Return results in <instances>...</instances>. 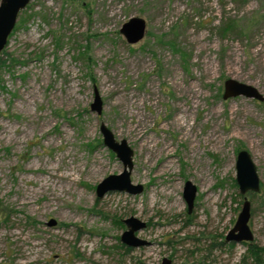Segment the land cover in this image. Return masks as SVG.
Wrapping results in <instances>:
<instances>
[{"label":"rangeland","instance_id":"obj_1","mask_svg":"<svg viewBox=\"0 0 264 264\" xmlns=\"http://www.w3.org/2000/svg\"><path fill=\"white\" fill-rule=\"evenodd\" d=\"M133 16L147 22L135 44L120 31ZM228 78L264 94V0H31L0 55V264H255L225 237L247 196L264 247V101L224 99ZM103 122L133 148L141 193L98 196L124 168ZM242 149L258 192H240ZM131 216L151 246L123 244Z\"/></svg>","mask_w":264,"mask_h":264},{"label":"water","instance_id":"obj_2","mask_svg":"<svg viewBox=\"0 0 264 264\" xmlns=\"http://www.w3.org/2000/svg\"><path fill=\"white\" fill-rule=\"evenodd\" d=\"M30 2L31 0H0V55L9 42V38L15 29L20 13ZM120 31L129 43L135 44L145 37L147 33V22L141 16H133L122 25ZM236 96H246L264 101V94L256 86L234 78L226 79L223 98L228 99ZM91 110L99 114L103 110V99L97 89H95V97L91 104ZM100 131L103 134L104 144L117 154L123 162L124 168L121 173L109 174L99 182L96 188L98 196L103 197L109 191H125L130 194L141 193L144 186L133 183L131 179L134 168L133 148L128 144L126 139L117 140L114 132L104 122L100 126ZM236 169V178L242 194H246L249 191H260V176L252 155L248 150L242 149L239 151ZM197 192V186L191 180L186 181L184 198L188 205V211H191L195 205ZM251 207V201L245 196L242 211L233 228L227 234L228 241L240 243L243 240H254V233L249 224ZM125 222L128 225V229L121 236L125 242L135 246L148 243L136 235L137 231L146 226L145 221L131 216L125 219ZM55 223L56 221L54 219H51L49 222L50 225ZM164 264H171V260L165 258Z\"/></svg>","mask_w":264,"mask_h":264},{"label":"flooded vegetation","instance_id":"obj_3","mask_svg":"<svg viewBox=\"0 0 264 264\" xmlns=\"http://www.w3.org/2000/svg\"><path fill=\"white\" fill-rule=\"evenodd\" d=\"M194 206H195V205H194ZM193 209H194V207L192 208L191 211H188V208H187V212H188V213H191V212L193 211ZM119 222H121V221H119ZM124 223L126 224L125 219H124ZM126 226H127V229H128V225H127V224H126ZM146 226H147V223H146ZM146 226H145V227H146ZM232 228H233V227H232ZM232 228H231V229H232ZM231 229H230V230H231ZM230 230H229V231H230ZM229 231H228V232H229ZM227 234H228V233H227ZM142 239H143V238H142ZM225 239H226L227 242H230V241L227 240V235H226ZM144 240H146L148 243L143 244V245L135 246V245H132V244H129V243L125 242V241L122 239V237H121V241L123 242V244H124V245H127L131 250H133V249H135V248H138V247H145V246H151V245H152V242H151V241H149V240H147V239H144ZM233 242H234V241H233ZM242 242H243V243H248V244L252 245L253 240H252V241H246V240H243ZM212 243H213V244L210 245L211 248H213V247L215 246V241H212ZM222 243H223V242H222ZM224 243H225V241H224ZM237 243H238V242H237ZM240 243H241V242H240ZM195 249L198 250L199 248L196 247ZM189 252H190V253H188V256H187V257H182V258H183V259H186V261H190V260H191L192 262H193V261H194V262H197L196 260H199L198 258H195V255H196L197 252H195L194 254H191V253L193 252V250H191V251L189 250ZM208 256H209V255H208ZM206 257H207V256H206ZM165 258L171 260V264H177V263H175V259H173V258H171V257H168V256H165V255H164V257L161 258V262H160L159 264H164V260H165ZM186 264H194V263H186Z\"/></svg>","mask_w":264,"mask_h":264},{"label":"trees","instance_id":"obj_4","mask_svg":"<svg viewBox=\"0 0 264 264\" xmlns=\"http://www.w3.org/2000/svg\"><path fill=\"white\" fill-rule=\"evenodd\" d=\"M232 24H227L226 27H231ZM251 257L255 260V264H264V247H260L256 244L250 247Z\"/></svg>","mask_w":264,"mask_h":264},{"label":"bare ground","instance_id":"obj_5","mask_svg":"<svg viewBox=\"0 0 264 264\" xmlns=\"http://www.w3.org/2000/svg\"><path fill=\"white\" fill-rule=\"evenodd\" d=\"M30 91H31V90H30ZM30 93H31V92H30ZM28 98H29V97H28ZM178 121H179V120H178ZM177 124H178V123H177ZM178 125H179V124H178ZM183 134H185V133H183ZM185 135H186V134H185ZM185 135H184V136H185ZM148 143H149V141H148ZM167 144H168V143H167ZM162 148H165V150H166L165 152H166V154H167V158H168V157L170 156V154H171V151H170L171 148H170L169 146H167V145H166V147H162ZM194 151H196V150H194ZM196 153H197V152H196ZM193 156H194V154H193ZM199 161H200V160H199ZM166 163H167V162H166ZM166 163L164 164V167L162 168V171H163V170H167V169L169 168L170 164H172V163H170L169 166H168ZM93 167H95V166H93ZM98 167H99V166H98ZM92 169H93V168H92ZM99 169H100V167H99ZM90 171H91V170H90ZM90 171H89V172H90ZM89 172H88V173H89ZM93 172H94V171H93ZM93 172H92V173H93ZM94 173H96V172H94ZM89 174H90V173H89ZM64 175H65V174H64ZM94 175H95V174H94ZM91 176H92V174H91ZM61 177H62V176H61ZM43 188H44V187H43ZM45 189H46V188H45ZM169 189H170V188H169ZM171 192H172V189H171L170 193H171ZM175 203H176V202H175ZM176 205H177V203H176Z\"/></svg>","mask_w":264,"mask_h":264}]
</instances>
